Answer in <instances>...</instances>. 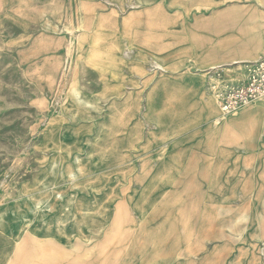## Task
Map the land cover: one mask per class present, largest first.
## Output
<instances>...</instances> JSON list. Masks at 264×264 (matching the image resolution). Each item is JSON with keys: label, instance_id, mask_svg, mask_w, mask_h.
<instances>
[{"label": "rangeland", "instance_id": "374dc122", "mask_svg": "<svg viewBox=\"0 0 264 264\" xmlns=\"http://www.w3.org/2000/svg\"><path fill=\"white\" fill-rule=\"evenodd\" d=\"M262 3L0 0L1 264H264Z\"/></svg>", "mask_w": 264, "mask_h": 264}, {"label": "built area", "instance_id": "2783aa9c", "mask_svg": "<svg viewBox=\"0 0 264 264\" xmlns=\"http://www.w3.org/2000/svg\"><path fill=\"white\" fill-rule=\"evenodd\" d=\"M243 78L216 90L220 110L230 113L264 96V56L245 63Z\"/></svg>", "mask_w": 264, "mask_h": 264}, {"label": "crops", "instance_id": "0c3cea01", "mask_svg": "<svg viewBox=\"0 0 264 264\" xmlns=\"http://www.w3.org/2000/svg\"><path fill=\"white\" fill-rule=\"evenodd\" d=\"M262 4L264 5V3H262ZM235 8H233V9H235ZM258 40H260L259 37H256L254 39V41H258ZM263 42H264V35H263ZM207 56H208V54L205 51H201L200 53L197 54L198 61L201 63V65L205 63V59H207ZM249 60H250V58H249ZM247 61H248V59H246V57H238V58L233 59V63L242 64L244 62L246 63ZM155 66H156V68L161 67V65L158 62H155ZM219 68H221V69L224 68V64L222 62L210 63L206 69L211 70L210 72H212L215 69H219ZM210 72H208L207 74H209ZM262 106H264V100H262L260 103H257L256 105L252 106L251 107L252 109H250L249 111L253 112L255 109L260 108ZM203 111H205L208 114V118L204 122H202L201 124H199V125L196 124V126H197L196 128L199 127V129H197V131L195 133H193L191 136H187V137L181 139L179 143H190V145L192 146V145H194V144H192V141L195 143V141L200 140V142L199 143L197 142L196 145L201 144L202 146H204L205 142L209 138L212 137V134H209V131L213 130L214 128L216 129L217 125L224 121L223 117H220V115H214V113L216 111V104L214 101L205 102L203 104ZM200 118L201 117H200V111H199V112L195 113V116L192 114L190 116V118L187 119V121H192V120L195 121V120H198ZM213 123L214 124L217 123V124L214 125ZM161 125L164 126L163 123H161ZM263 126H264V123H263ZM210 133H212V132H210ZM182 140H183V142H182ZM0 264H1V260H0Z\"/></svg>", "mask_w": 264, "mask_h": 264}, {"label": "bare ground", "instance_id": "6f19581e", "mask_svg": "<svg viewBox=\"0 0 264 264\" xmlns=\"http://www.w3.org/2000/svg\"><path fill=\"white\" fill-rule=\"evenodd\" d=\"M219 69H221V68H219ZM219 69H215L214 71H217V70H219ZM214 71H212V72H214ZM264 99V98H263Z\"/></svg>", "mask_w": 264, "mask_h": 264}]
</instances>
